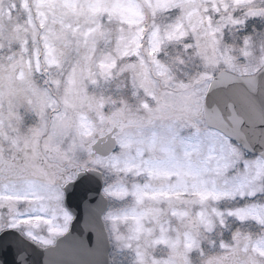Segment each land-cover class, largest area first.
I'll use <instances>...</instances> for the list:
<instances>
[{
    "label": "snow or ice",
    "instance_id": "1",
    "mask_svg": "<svg viewBox=\"0 0 264 264\" xmlns=\"http://www.w3.org/2000/svg\"><path fill=\"white\" fill-rule=\"evenodd\" d=\"M0 264H264V0H0Z\"/></svg>",
    "mask_w": 264,
    "mask_h": 264
}]
</instances>
